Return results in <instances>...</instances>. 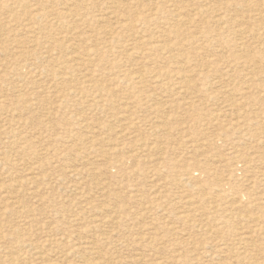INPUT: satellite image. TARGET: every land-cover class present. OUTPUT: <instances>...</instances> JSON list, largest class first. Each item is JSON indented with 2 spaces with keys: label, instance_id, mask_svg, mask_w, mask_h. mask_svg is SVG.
I'll return each mask as SVG.
<instances>
[{
  "label": "rangeland",
  "instance_id": "rangeland-1",
  "mask_svg": "<svg viewBox=\"0 0 264 264\" xmlns=\"http://www.w3.org/2000/svg\"><path fill=\"white\" fill-rule=\"evenodd\" d=\"M263 25L0 0V264H264Z\"/></svg>",
  "mask_w": 264,
  "mask_h": 264
},
{
  "label": "bare ground",
  "instance_id": "bare-ground-1",
  "mask_svg": "<svg viewBox=\"0 0 264 264\" xmlns=\"http://www.w3.org/2000/svg\"><path fill=\"white\" fill-rule=\"evenodd\" d=\"M238 5V4H237ZM264 26V25H263ZM165 89V88H164Z\"/></svg>",
  "mask_w": 264,
  "mask_h": 264
}]
</instances>
